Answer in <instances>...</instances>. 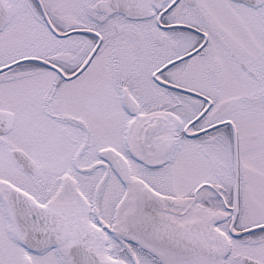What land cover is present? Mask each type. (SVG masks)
<instances>
[{
	"label": "snow or ice",
	"instance_id": "snow-or-ice-1",
	"mask_svg": "<svg viewBox=\"0 0 264 264\" xmlns=\"http://www.w3.org/2000/svg\"><path fill=\"white\" fill-rule=\"evenodd\" d=\"M0 264H264V0H0Z\"/></svg>",
	"mask_w": 264,
	"mask_h": 264
}]
</instances>
